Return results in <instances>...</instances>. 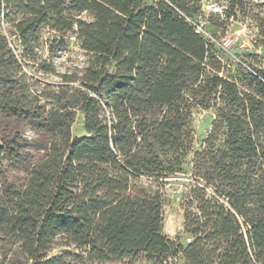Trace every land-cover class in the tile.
<instances>
[{
	"label": "trees",
	"instance_id": "obj_1",
	"mask_svg": "<svg viewBox=\"0 0 264 264\" xmlns=\"http://www.w3.org/2000/svg\"><path fill=\"white\" fill-rule=\"evenodd\" d=\"M225 1L234 18L244 0ZM199 10L200 0H0V110L38 135L0 141V264H64L47 256L58 235L99 260L264 264V70H247L245 86L220 76L189 21ZM43 27L72 32L92 57L80 76L38 63L61 79L52 109L17 73ZM193 107L216 116L194 156L203 182L184 199L193 238L182 244L162 234L161 185L190 152Z\"/></svg>",
	"mask_w": 264,
	"mask_h": 264
},
{
	"label": "rangeland",
	"instance_id": "obj_2",
	"mask_svg": "<svg viewBox=\"0 0 264 264\" xmlns=\"http://www.w3.org/2000/svg\"><path fill=\"white\" fill-rule=\"evenodd\" d=\"M226 8L225 0H200L199 13L189 21L195 26L196 31L209 41L211 53L220 64L219 75L238 82L240 86H245L243 74L247 70L251 67L264 70V0H244L243 7L235 10L234 18L226 19L224 13ZM3 32L19 52V41L14 35H10L9 24L3 25ZM61 35L66 41L65 46L55 47L53 52H49L50 42ZM91 58L89 53L81 49L72 32L60 34L43 27L35 49V58L28 61L26 66H22V70L17 73L26 76L25 79L32 94L44 91V97H46L44 101L48 103L47 109H52L54 101L51 95L55 92V86L62 84L55 72L80 76ZM41 61L50 64L55 72H41L38 69V63ZM215 116V107L207 109L193 107L191 109L190 152L184 160L181 172L167 176L161 185L162 234L182 244H186L189 238H193L190 233L184 232L183 228L184 199L192 185L197 183L196 181L203 182L194 174V156L203 149ZM18 130L23 137L29 140L38 137L37 133L27 125L18 123V120H14L0 110V141L10 139ZM71 135L73 137L86 135L82 112L75 113L71 124ZM219 139L222 141L223 137L220 136ZM220 141L217 142L218 146L222 143ZM56 243L47 252V256L49 258L62 257L64 264H158L147 260L145 252L119 260L113 258L99 260L93 254H87L85 249H78L71 244L66 245V240L61 235L57 236ZM2 254L3 245H0V261ZM169 261L172 264H186L180 256Z\"/></svg>",
	"mask_w": 264,
	"mask_h": 264
},
{
	"label": "built area",
	"instance_id": "obj_3",
	"mask_svg": "<svg viewBox=\"0 0 264 264\" xmlns=\"http://www.w3.org/2000/svg\"><path fill=\"white\" fill-rule=\"evenodd\" d=\"M188 241H190V238L188 239Z\"/></svg>",
	"mask_w": 264,
	"mask_h": 264
}]
</instances>
